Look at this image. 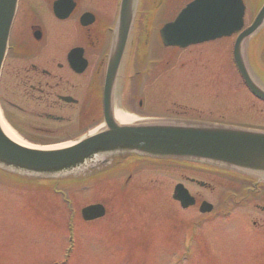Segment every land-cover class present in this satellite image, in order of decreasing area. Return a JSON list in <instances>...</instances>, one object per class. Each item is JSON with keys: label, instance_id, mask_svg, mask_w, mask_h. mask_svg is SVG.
Wrapping results in <instances>:
<instances>
[{"label": "rangeland", "instance_id": "1", "mask_svg": "<svg viewBox=\"0 0 264 264\" xmlns=\"http://www.w3.org/2000/svg\"><path fill=\"white\" fill-rule=\"evenodd\" d=\"M188 1L192 0L168 1L161 21H170ZM245 1L250 9L249 22L254 7L264 0ZM230 46V42L220 41L175 55L176 62H171L170 67L163 66L164 82L148 94L154 100V111H145L146 107L141 109L138 103L136 110L145 115L187 114L264 129V106L252 101L243 87L230 59ZM163 53L164 58L173 56L166 50ZM153 84L150 82L147 90ZM91 104V110L84 112L80 133L93 129L101 119L96 102ZM132 168L136 169V181L124 195L118 194V180L98 182L69 192L70 205L60 196L36 190L39 188L36 184L31 185L36 189L28 190L21 182L11 186L5 178L4 185L0 184V264H170L173 254L181 250L184 254L178 264H264V213L257 210L264 207V191L262 198L255 197L245 207L223 208L222 198L228 189L236 193L235 200L242 199V183L231 184L202 173L156 164L145 169L135 165ZM187 179L209 185L212 182L215 189L212 192L201 189L187 183ZM177 183H184L199 200H210L223 208L219 213L224 218H203L197 209L181 211L172 199ZM97 203L106 207V216L95 223L82 221V209ZM70 207L77 211L75 223L68 221ZM229 208L232 210L227 211ZM191 225L198 228L197 238L183 246V232ZM70 234L75 235V245L67 259V248L72 246Z\"/></svg>", "mask_w": 264, "mask_h": 264}, {"label": "flooded vegetation", "instance_id": "2", "mask_svg": "<svg viewBox=\"0 0 264 264\" xmlns=\"http://www.w3.org/2000/svg\"><path fill=\"white\" fill-rule=\"evenodd\" d=\"M60 2L63 16L58 17L55 4ZM116 7L117 0H20L0 102L10 107L7 118L25 137L32 139L25 131H36L44 133L40 141H55L60 134L83 129L84 112L91 109L82 101L99 98ZM150 68L134 63L130 71L147 85L144 73L152 70L149 80L157 84L160 71ZM64 97L77 102L67 104L60 100Z\"/></svg>", "mask_w": 264, "mask_h": 264}, {"label": "water", "instance_id": "3", "mask_svg": "<svg viewBox=\"0 0 264 264\" xmlns=\"http://www.w3.org/2000/svg\"><path fill=\"white\" fill-rule=\"evenodd\" d=\"M238 2L239 16H228L226 25L232 30L235 23L241 24L243 5ZM215 0H200L181 15V23L190 26L192 31L204 28L199 16L210 11ZM17 0H0V72L5 58L9 31L16 10ZM135 0H123L121 44L124 45L131 22V7ZM186 14V15H185ZM195 15L198 16L195 21ZM207 17V16H206ZM179 18V20H180ZM190 20V23L188 22ZM240 20V21H239ZM175 26V25H173ZM172 25L162 31L166 45H173ZM178 26V25H177ZM264 26V6L259 12L253 26L244 35L243 41ZM239 26L235 30H238ZM172 31V32H170ZM124 42H123V40ZM242 41V42H243ZM241 42V43H242ZM242 46L236 48V61L249 86L264 98L262 91L251 79L250 72L243 58ZM122 50L117 53L120 58ZM118 61L110 65L106 85V128L89 136L70 147L55 150H36L22 147L13 142L0 127V166L13 172L39 178L51 179L60 177L62 172L70 174L91 162L96 156H119L137 154L158 159L199 160L232 168L260 178L264 182V133L226 128L210 125L139 123L122 125L116 121L112 107L114 80ZM104 214L102 207L89 208L84 211L87 219Z\"/></svg>", "mask_w": 264, "mask_h": 264}, {"label": "bare ground", "instance_id": "4", "mask_svg": "<svg viewBox=\"0 0 264 264\" xmlns=\"http://www.w3.org/2000/svg\"><path fill=\"white\" fill-rule=\"evenodd\" d=\"M189 2V1H188ZM187 2V3H188ZM180 6V5H179ZM145 6H142L140 5L139 2H136L135 3V7H134V10H133V17L136 18V19H139V20H142V19H146V15L149 14V11L147 9H144ZM178 8V7H177ZM178 11V10H177ZM172 14V12H170ZM148 19L150 20V16H148ZM150 39V32L149 31H146L145 32V39L144 41H142V45L144 47L147 48L148 46V40ZM123 40V39H122ZM116 41H118V39H116ZM124 42V40H123ZM222 42L224 43H229L230 40L229 38H226L225 40H223ZM125 43V42H124ZM132 43H133V39H132ZM134 44V43H133ZM203 44H207V43H203ZM121 47V46H120ZM115 48H119V44H116ZM120 49V48H119ZM202 50V49H200ZM53 113V112H51ZM115 116H116V119H117V122L121 123V124H130V123H134V122H137V121H140V119L138 117H136V115L134 114H130V113H124L122 112L121 110L119 109H116L115 111ZM0 124H1V127L3 129V131L5 132V134L10 137L15 143H17L18 145L22 146V147H31V145L24 141L23 139L19 138L15 132L13 131V129L9 126V124L6 123V121L3 119L2 115L0 114ZM75 141L72 140L68 143H62L59 147L57 148H63V147H66L68 145H71V144H74ZM56 148V149H57ZM85 166H87L88 168H90L91 166V163L88 162V163H85L84 164ZM2 167V166H1ZM9 171H12L11 168H7ZM23 174V173H22ZM76 173H74L73 175H75ZM67 175V173H66ZM64 172H62L61 176H60V180H62L63 177L66 176ZM68 176V175H67ZM228 202H229V199H228ZM221 210V209H220ZM219 210V211H220ZM191 211V208H189V210L187 212Z\"/></svg>", "mask_w": 264, "mask_h": 264}]
</instances>
